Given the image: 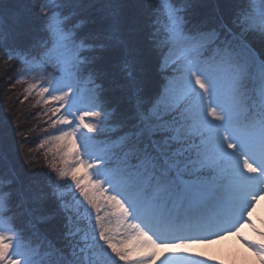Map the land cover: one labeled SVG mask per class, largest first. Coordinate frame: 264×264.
<instances>
[{
    "label": "snow or ice",
    "instance_id": "1",
    "mask_svg": "<svg viewBox=\"0 0 264 264\" xmlns=\"http://www.w3.org/2000/svg\"><path fill=\"white\" fill-rule=\"evenodd\" d=\"M158 3L0 0V61L13 71L18 57L38 62L16 75L39 73V94L57 105L51 124L75 125L54 137L59 164L0 168V264H207L185 255L198 242L185 234L255 200L264 11L257 18L241 0H166L161 24ZM102 208L115 209L117 229ZM129 219L134 234L117 238ZM244 242L264 264V231Z\"/></svg>",
    "mask_w": 264,
    "mask_h": 264
},
{
    "label": "trees",
    "instance_id": "2",
    "mask_svg": "<svg viewBox=\"0 0 264 264\" xmlns=\"http://www.w3.org/2000/svg\"><path fill=\"white\" fill-rule=\"evenodd\" d=\"M259 1L261 2V0ZM241 2L246 10L252 9V0H241ZM27 3L28 0H8L6 7L24 6ZM162 15L161 24H164L167 16ZM56 42L58 40L53 39L51 53L58 48L59 42ZM18 59L23 63L15 71L12 70L10 64L0 61V153L6 157L4 161L0 162V168L4 170L11 168L17 172H21L23 169H48V159H52L54 155L50 151L55 144L54 137L62 131L59 130L58 124L56 127H52L50 121L53 118L59 119V116H53L50 109L53 103H42L44 97L39 95L38 91H32L33 94L29 96H33L35 100H29L26 88L31 84H27L25 87L16 86L18 82H24L21 81V75H16L23 71L24 63L28 62V65L38 63H34L32 59L25 60L24 57H18ZM6 69L10 75H5ZM13 76L15 79L12 78ZM88 91L89 84L84 81L81 84V92L87 94ZM30 101L31 103H29ZM61 191L67 193L69 190L61 188Z\"/></svg>",
    "mask_w": 264,
    "mask_h": 264
},
{
    "label": "rangeland",
    "instance_id": "3",
    "mask_svg": "<svg viewBox=\"0 0 264 264\" xmlns=\"http://www.w3.org/2000/svg\"><path fill=\"white\" fill-rule=\"evenodd\" d=\"M253 1V6L252 9H248L253 16L259 17L262 11H264V4L259 3L257 0H252ZM158 8L161 9V14H163L165 17L167 16V3L166 0H160L158 3ZM162 15V16H163ZM53 39H57L59 42V35L58 34H53ZM56 42V43H58ZM60 49L57 48L54 50L51 54L53 57L57 54H59ZM28 62H25L23 65L24 67L27 66H32L35 67L36 64L30 63L29 65L27 64ZM49 63H55V59H50ZM21 81L24 82H18L17 87H25V85L31 84V86L26 88L29 100H32L33 96H29L30 94H33L32 91H38L37 93L39 94V88L36 87V85L40 84V75L37 72H26L24 75H21ZM259 94L258 89L256 90V94ZM82 94H85L84 92H81ZM40 95V94H39ZM44 97L42 103L45 104V100L47 99V96H42ZM31 103V101L29 102ZM57 105L53 103L52 108H55ZM88 110V109H84ZM74 115H76V109L73 108L71 109ZM65 113H61L60 115H64ZM71 119V117H70ZM95 123V118L92 120L88 121ZM59 130L62 131H71L72 128L75 127V125H72V127L68 126H63L58 124ZM52 127H56V125H53ZM52 161H56L58 164L60 163L59 161V155L55 154L53 155L52 159H48V164ZM65 190H71L69 187H64ZM258 191V190H257ZM255 200H252V195L248 196L247 199L252 201L250 205L245 204L244 208L246 209L242 213L240 211H237L234 216L231 218L217 222V225L220 227H227L225 225L229 224L233 226L234 224H237L242 220L241 223H238L233 229L230 231L224 232V233H218L217 230L218 228L214 227L213 225L209 226V231L210 236L207 238L200 237L195 240L198 242L191 245V250L186 253V256H191L195 260L200 261H206L207 264H237L239 259L242 260H247L249 258L255 259L256 264H260L259 259L254 256L253 250H251L250 246L248 244H245L244 240L245 239H258L259 237V231H264V191H260L257 193L255 191ZM77 205H80V201H75ZM89 208L90 206L83 205V211L82 215L84 216L85 219L89 218ZM115 211L113 208H102L101 212L99 213L101 216H103L105 226L107 228L111 229H117L118 223H119V217L116 215H112V213ZM95 217V212L92 210L91 214V219L94 220ZM138 223V221L135 220H127L124 221L123 224H119V229L116 232L117 238H123L129 235H133V229L131 228L132 224ZM0 226L2 227H8L6 223L3 222V218L0 217ZM89 227H91L89 225ZM127 229V230H125ZM206 232V233H208ZM237 232H239V235H237ZM205 233V234H206ZM243 237V239L241 238ZM230 245V250L232 253H224L219 250L223 245ZM202 254V255H201ZM157 264L159 262L157 261Z\"/></svg>",
    "mask_w": 264,
    "mask_h": 264
},
{
    "label": "bare ground",
    "instance_id": "4",
    "mask_svg": "<svg viewBox=\"0 0 264 264\" xmlns=\"http://www.w3.org/2000/svg\"><path fill=\"white\" fill-rule=\"evenodd\" d=\"M229 247H230V245L224 244L221 248H219V250H221V252H224V253H226V252L232 253ZM237 264H256V262H255V259H253V258H249L247 260L239 259Z\"/></svg>",
    "mask_w": 264,
    "mask_h": 264
}]
</instances>
